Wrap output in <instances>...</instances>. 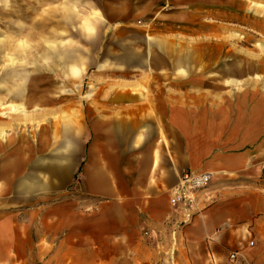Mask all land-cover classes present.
Here are the masks:
<instances>
[{
    "label": "crops",
    "instance_id": "obj_1",
    "mask_svg": "<svg viewBox=\"0 0 264 264\" xmlns=\"http://www.w3.org/2000/svg\"><path fill=\"white\" fill-rule=\"evenodd\" d=\"M243 7L241 0H101L100 13L74 24L77 36L47 49L54 63L41 93L32 77L31 127L0 132L2 250L22 238L24 217L63 243L84 237L85 249L125 244L129 264H264V192L240 180L264 156L261 120L256 113L253 132L241 131L238 117L230 132H217L224 116L214 89L188 91L181 73L195 74L183 66L188 58H230L225 33L231 10ZM200 12L211 20L201 26L207 33H224L222 57L194 44ZM216 13L222 20L214 23ZM75 21L76 14L68 22ZM210 69L205 74H215ZM222 71L226 80L230 69ZM53 77L62 84L50 86ZM67 92L78 97L56 99ZM186 169L212 179L194 204L174 207L170 192ZM231 252L239 254L234 263Z\"/></svg>",
    "mask_w": 264,
    "mask_h": 264
},
{
    "label": "rangeland",
    "instance_id": "obj_2",
    "mask_svg": "<svg viewBox=\"0 0 264 264\" xmlns=\"http://www.w3.org/2000/svg\"><path fill=\"white\" fill-rule=\"evenodd\" d=\"M241 1L245 3V7L242 11L235 8L231 10L230 29L225 33V37L231 43L230 58L211 61L188 58L183 61V66H187L188 71L195 74L188 75L185 69L181 73H183L184 85L187 84L189 88L188 91L202 89L207 85L214 89L211 91L212 99L216 103L221 101L216 112L224 116V123L218 125L217 132H230L234 120L237 119L241 131L253 132L255 126L253 117L257 113L259 116L257 119H260L262 124V148H264V0ZM232 2L237 4L238 0ZM86 5L90 6L87 14L84 13ZM79 6H82L83 14L80 17L84 21L89 17V13L91 15L100 13L101 0H0V119L9 123L0 128L2 136L12 135L16 129L15 123L19 131L22 127V131L27 132V128L31 127L29 97L32 77L35 81L38 80L40 93L42 89H46L48 78L46 68L48 69L54 61L47 59L45 52L47 49L52 50V47L58 48L65 38L78 35L75 25L80 19ZM71 9L76 12L73 13ZM66 10H68L67 16H65ZM75 14L76 21L68 22ZM186 14L189 13H184ZM221 17L222 13H216L212 21L217 23L222 20ZM193 18L201 23L198 38L194 39V44L198 42L200 45V53L212 49L216 55L222 57V46L217 42L223 39V31L215 30V33H207V29L201 27L202 23H207L209 20L206 12H200L198 17ZM187 31L188 29L186 35L190 36V32ZM208 42H215L212 45L214 48H207L210 46L206 45ZM204 68H211L215 74H205ZM224 68L230 69V75L226 80L222 79ZM56 79L52 78L49 82L50 86L56 87L57 84H62ZM75 83L80 85L81 82L76 79ZM169 83H166L168 87ZM70 86L74 87L73 84ZM168 93L174 94L169 91ZM67 95L68 92L56 99L78 97L77 93L69 92ZM11 105H17L18 109ZM235 113H238V116ZM236 117L238 118L235 119ZM256 126H259L258 120ZM248 147L253 150L252 145ZM257 164L254 171H247L240 176V180L256 182L264 192V176H262L264 156L261 158V163ZM23 220L22 238L17 239L14 247L9 245L7 251L0 247V264H129L125 244L116 252L85 249L86 245H80L84 244V237L73 235L69 242L63 243L64 237L60 234L54 237L46 236V225L45 223L42 225V221L31 223L24 217ZM248 236V247H255V236L253 234ZM250 241L252 244L249 243ZM106 247L109 248L110 245L104 244L103 248ZM142 254L143 252L140 255Z\"/></svg>",
    "mask_w": 264,
    "mask_h": 264
},
{
    "label": "built area",
    "instance_id": "obj_3",
    "mask_svg": "<svg viewBox=\"0 0 264 264\" xmlns=\"http://www.w3.org/2000/svg\"><path fill=\"white\" fill-rule=\"evenodd\" d=\"M210 179V172L184 170L180 175L178 185L170 192V204L174 207L191 206L196 202L197 194L208 186ZM249 243L252 244V241ZM228 258L231 262H236L238 253L231 252Z\"/></svg>",
    "mask_w": 264,
    "mask_h": 264
},
{
    "label": "trees",
    "instance_id": "obj_4",
    "mask_svg": "<svg viewBox=\"0 0 264 264\" xmlns=\"http://www.w3.org/2000/svg\"><path fill=\"white\" fill-rule=\"evenodd\" d=\"M262 176H264V170H262Z\"/></svg>",
    "mask_w": 264,
    "mask_h": 264
},
{
    "label": "bare ground",
    "instance_id": "obj_5",
    "mask_svg": "<svg viewBox=\"0 0 264 264\" xmlns=\"http://www.w3.org/2000/svg\"><path fill=\"white\" fill-rule=\"evenodd\" d=\"M67 91V90H66Z\"/></svg>",
    "mask_w": 264,
    "mask_h": 264
}]
</instances>
